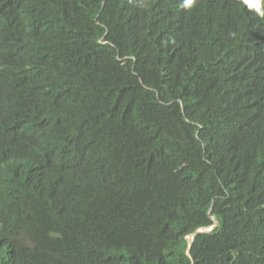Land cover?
I'll return each instance as SVG.
<instances>
[{"label":"trees","instance_id":"1","mask_svg":"<svg viewBox=\"0 0 264 264\" xmlns=\"http://www.w3.org/2000/svg\"><path fill=\"white\" fill-rule=\"evenodd\" d=\"M1 88L0 264H264L248 5L0 0Z\"/></svg>","mask_w":264,"mask_h":264},{"label":"clouds","instance_id":"2","mask_svg":"<svg viewBox=\"0 0 264 264\" xmlns=\"http://www.w3.org/2000/svg\"><path fill=\"white\" fill-rule=\"evenodd\" d=\"M236 1H238V2L241 3V4H246V5H248V10H249V11H251V12L257 14V15L264 16V0H236ZM187 2H188V3H191V0H187ZM101 43H102V44H106V43H109V41L105 40V37H103V38L101 39ZM6 93H7V92L5 91V89H3V88L0 89V103H3V102L6 101V99H7V98H6V97H7ZM180 105L182 106V110H183V112L185 113L186 109H185V107H184V103H183V101L180 102ZM229 110H230V109H229ZM224 117L227 118V115H224ZM193 125L198 126V130L196 131L195 137H196L197 140H199V141L201 142L202 147H204L205 144H204V142L202 141V139H201V137H200V130L202 129L203 126H202V124L197 123V122H194ZM210 133H211V132H209L208 135H209ZM210 161H211V160L209 159V162H210ZM215 201H216V199L214 198V199L212 200V204H211L210 209H209V213L211 214V217H212L214 223L211 224V225L201 226V227H199L194 233L188 234V235L186 236L187 239H188V255H190V257H191L190 248H191V246H192V244H193V241H194V239H195V235H196V234H200V233H210V232H212V231L216 228V226H217V220H216V218L212 215V211H213V209H214Z\"/></svg>","mask_w":264,"mask_h":264}]
</instances>
